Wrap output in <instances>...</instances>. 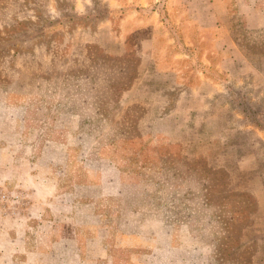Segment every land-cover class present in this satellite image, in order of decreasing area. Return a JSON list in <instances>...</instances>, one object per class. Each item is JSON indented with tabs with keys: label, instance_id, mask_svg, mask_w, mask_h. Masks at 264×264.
I'll return each instance as SVG.
<instances>
[{
	"label": "rangeland",
	"instance_id": "rangeland-1",
	"mask_svg": "<svg viewBox=\"0 0 264 264\" xmlns=\"http://www.w3.org/2000/svg\"><path fill=\"white\" fill-rule=\"evenodd\" d=\"M228 1L241 53L198 89L222 27L0 0V264H264V27Z\"/></svg>",
	"mask_w": 264,
	"mask_h": 264
},
{
	"label": "crops",
	"instance_id": "crops-1",
	"mask_svg": "<svg viewBox=\"0 0 264 264\" xmlns=\"http://www.w3.org/2000/svg\"><path fill=\"white\" fill-rule=\"evenodd\" d=\"M129 5L134 9L135 15L127 16V20L132 18L139 21V16L147 13V22L141 20L137 27L153 28L164 26H175L185 28H199L207 31L222 27L221 33L209 38L206 34L202 36L204 50L201 52L202 67L198 70V75L203 86L214 85L213 78L209 75L208 67L213 65L215 55H222L220 63L217 65L219 72L230 73V66L239 58L241 51L236 46L230 30H228L229 20L232 18L228 0H129ZM236 12L243 15L245 23L250 28L264 27V0H238ZM125 19H122V21ZM194 38L188 37L185 44L191 47V53L186 54L188 58L194 56L193 49L196 46ZM176 41V40H174ZM170 42V40H169ZM201 42V43H202ZM140 44L146 55L154 57L155 36L142 37ZM193 48V49H192ZM164 73L176 74V70H164ZM196 88V90H197Z\"/></svg>",
	"mask_w": 264,
	"mask_h": 264
}]
</instances>
